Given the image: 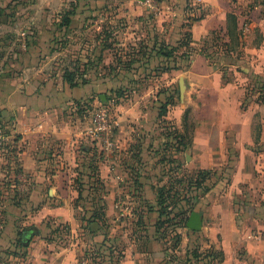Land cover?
<instances>
[{
  "label": "crops",
  "instance_id": "1",
  "mask_svg": "<svg viewBox=\"0 0 264 264\" xmlns=\"http://www.w3.org/2000/svg\"><path fill=\"white\" fill-rule=\"evenodd\" d=\"M65 1L33 0L46 8L41 17L35 11L38 17L33 14V20L42 23L45 11H55ZM137 1L141 4L131 6L126 0L128 14L130 8L149 7L150 0ZM83 3L72 22L97 15L87 8L94 7L91 0ZM186 4L198 8L189 12ZM156 5L161 8L158 17L179 26L201 14L189 18L186 46L191 51L185 65L175 55L174 65L161 67L156 75L159 85L173 91L164 113L158 115L156 106L164 99V89L158 93L151 87L141 93L132 89L128 96H116L111 148L87 132L90 106L96 105V98L103 99L104 84L136 83L135 63L126 74L120 69L109 76L90 69L76 73L67 46H10L16 50L14 57L0 59V126L6 135L0 152V264H83L82 253L90 243L102 254L99 264H199L184 259L194 238L200 248L218 252L212 264H264V101L256 98L252 76H264V27L258 44L244 46L246 57L239 54L235 64L222 66L208 61L199 48L212 30L223 35L219 30L224 29L229 0H156ZM177 34L175 39L180 40ZM91 50L97 54L96 46ZM152 58L150 54L149 62ZM163 59L166 65L168 59ZM66 67L74 72L76 84L64 79ZM190 114L192 123L187 121ZM184 132L188 143L177 148L173 136ZM164 152L180 166L184 163L188 172L199 168L213 172L204 182L206 188L192 198L190 211L198 212L200 228L193 230L184 223L175 256H167L171 246L154 231L153 206L144 216L139 246L128 236L114 237L113 227L111 236L103 235L106 221H114L119 211L116 196L139 192L154 201L159 183L152 178H157ZM138 181L136 190L133 184ZM92 207L103 213L101 219L87 223ZM57 223L67 228L61 243L50 235ZM30 225L36 231L23 243L22 231ZM85 228L93 229L94 235H86ZM115 245L121 247V255L103 259L104 248L111 246L113 251Z\"/></svg>",
  "mask_w": 264,
  "mask_h": 264
},
{
  "label": "rangeland",
  "instance_id": "2",
  "mask_svg": "<svg viewBox=\"0 0 264 264\" xmlns=\"http://www.w3.org/2000/svg\"><path fill=\"white\" fill-rule=\"evenodd\" d=\"M84 1L85 0H77L79 4H76L74 0H67L57 10H47L44 12L43 22L40 23L39 20L34 21L32 16L33 14L35 15V11H37L38 14L41 12L39 14V17H41L43 9H46L43 8L42 5L35 4L33 0H9L8 2L7 0H0V59L3 56H5L3 60L14 57L16 50L10 49V46L11 48L13 46H53L58 49L67 46L71 49L69 55L71 56L70 58H72L71 68L74 67V72L76 73L89 71L90 69L93 72H98V74L109 76L120 69L123 74H126L127 72H131V68H133L131 63H135L134 76L136 79L134 82L136 83H124L123 85L125 87L121 91L122 95L125 93L127 96L132 89L137 93H141L142 88L151 87L153 91L158 93L165 87L159 85L156 80V75L159 74L158 71H162L161 67H164L163 62L165 59L161 57V63L159 64V55L155 54L154 57L152 52L148 50L149 46H156L159 48L161 44L160 41H163L161 44L163 46H177L175 51L173 50L172 55L168 58L169 63L167 64H174L172 58H175V55L179 57L177 58L179 62L184 65L186 64L185 62L187 61L188 54L191 51L190 46L180 45V40L175 39V36H178L177 33H180L179 38H181L184 32L188 31L189 18L187 21H183V26H179L171 21L168 22V19L164 17H158L161 8H158V10L152 7H142L139 9L130 8L132 13L128 14L126 0H91L90 4L94 7L87 8L91 11L94 10L97 14L95 16L97 17H92L90 14L87 16V19L82 22L80 21L78 24L75 23V19H73V22L70 19L69 24H67L68 27L63 29L59 25H56L65 14H70L71 18L74 12L80 9V6L84 4ZM129 1L131 6H134L133 4H141V1ZM249 2H253L254 5L248 7L247 4ZM185 10L188 11L187 5ZM227 10H233L236 15L235 19L241 28L239 40L233 45L236 46L233 54L235 51H238L241 57H246L248 52L244 50V46L258 44L262 38L261 28L262 26L264 27V2L263 0H229ZM35 16L38 17V15ZM49 30L50 32H47ZM219 31L223 32L222 29ZM90 46H93V48L96 46L98 55L94 54L92 50L89 51ZM241 46L242 48L240 49ZM100 48H102V52H100ZM146 54L148 55L146 56ZM150 54L153 58L149 62L148 59L150 58ZM94 56H96L97 62H95ZM55 59L56 57H54V60ZM146 59L147 63L145 64L144 62ZM126 64L130 69L125 68L126 66L124 65ZM66 68L69 69V67ZM63 70L65 69L63 68ZM62 72L64 73V71ZM106 85L107 84L103 85L104 93L101 92L103 94V99L99 100V98H96V105L93 107L90 106L92 112V115H90L91 120H93V113L101 106L107 109L110 116L114 114V107L112 106L118 101V98L116 97L117 93L113 92L112 89L116 88L118 84L115 83L112 87ZM77 103V105H81L80 102ZM157 105L156 103V106ZM191 117V114L188 115L187 121L189 123H192ZM0 128L3 130V127L0 126ZM163 165L159 173L155 175L157 178H152V182L156 181L155 184H165L166 186L171 183V192H173L174 188H176L178 192L183 183L177 182L176 179L181 173L184 175L188 174L184 163L180 166L181 170L178 168L179 166L175 168V164L169 165V163H164ZM169 166L170 169L168 170L167 168ZM168 174H171V176H168ZM123 184L128 185V183H125V180ZM138 196V193L132 194L131 196L129 192L127 195L124 193L118 197L116 196L115 201H117L119 205V211L116 212L117 217L115 216V218H113L114 221H106L107 225L104 226L103 235L111 236L109 232H111L113 227L116 235H114V237L122 235L128 236L129 240L132 239L137 246L140 245V241L145 234V228L143 226L145 222L142 220L141 222L139 221L140 223H137L138 221L136 222V220H138V214L141 213L140 210H145V207L142 209V204H147V202L149 203L150 201L145 199L147 202L141 204ZM174 199L175 197L173 199H168V204L172 205V200ZM153 202H150V204H153ZM169 206L168 208H170V212L172 213L173 205L171 207ZM152 211L154 213V217L153 215L152 217L154 221L156 220L155 224L157 225L155 226L154 224V231L157 233L158 239L162 240L165 246L168 244L171 246L170 252L166 253L167 256H175V248L181 236L180 229H183L184 224L181 220L175 222L173 221L174 218H171L168 222H164L158 227L157 211L154 209ZM84 213L87 212H78L79 216ZM131 217L132 221L129 222L131 220L129 218ZM65 225L66 224L63 223H57L55 226L56 229L50 232L54 241L61 243L66 238L65 233L67 232V228ZM84 231L86 235H94L93 229L88 228L87 230V228H85ZM197 241L198 239L194 238L193 242L198 245L199 243ZM201 249H204V247ZM96 252L100 251L98 249L95 251L92 243L86 244L84 252L82 253V258H84L83 264H98L100 255ZM120 255L121 247L115 245L112 256L117 259ZM171 262H173V260H171Z\"/></svg>",
  "mask_w": 264,
  "mask_h": 264
},
{
  "label": "trees",
  "instance_id": "3",
  "mask_svg": "<svg viewBox=\"0 0 264 264\" xmlns=\"http://www.w3.org/2000/svg\"><path fill=\"white\" fill-rule=\"evenodd\" d=\"M186 5L188 6L189 12H193L198 8L197 5L194 6L193 5L191 6L189 4ZM247 5L248 7H252L254 3L249 2ZM200 16L201 14H193L189 16V18L197 19ZM235 18L236 15L234 14L233 10H228L226 12V21L224 25L223 35L221 36L218 31L212 30L210 34L204 38L203 43L200 46L199 50L206 56L208 61L213 63L223 64L222 66H225L226 64L229 63L232 64L236 63V59L239 56V52L235 51L234 53L235 55L233 54V51L236 47L233 45H235V43L238 42L237 40H239V36L241 34V28L239 27ZM70 19H71L70 14L67 15L65 14V16L62 17L61 21L59 23H56V25L57 26L59 25L62 29L67 28L68 27L67 24H69ZM188 41H189V31H185L183 37L180 38L179 44L186 45ZM160 43L162 44L163 41H160ZM161 44L159 48L156 46H149L148 50L149 52H152L153 55L154 54L161 55L166 59H168L172 55L173 50L175 51L177 46H165V45L163 46ZM173 65L174 64H166L164 65L163 68L166 69L172 67ZM124 66H126L125 68L130 69L127 66V64ZM63 74H64V79L68 82V84L70 85L76 84V82L73 81V76H74L73 71L64 70ZM252 76L254 78V81L257 83L256 91L258 92V95L256 96V98L259 101H264V76L255 73H253ZM124 87L125 86L123 85V83H119L116 88L112 89V91L117 93L116 95L118 96L121 94V91L122 89H124ZM163 93H164V99L158 100L159 103L157 106L160 108L158 111V115L164 113L165 105L173 101V94H172L173 91L169 90L168 88L166 89L164 88ZM184 120H185V115H184ZM173 137H177L176 139L177 148L179 147L184 148L188 143V135L185 132L183 134H175ZM165 148L166 147L163 146V149ZM165 154L166 153L164 152L159 158L160 167H162L164 163L166 164L169 163V165L175 164V168L179 166L178 168L180 169V161H177L175 160V158ZM167 169L169 170L170 166ZM212 173L213 172L211 170H206L201 168L195 171L188 172V174L186 175L181 173V175H179L176 180L179 183L182 182L183 187L181 186V189L178 192L176 188H174L173 192H171V188H172L171 183L168 186H166L165 184H158L155 187V196L153 202L154 205L152 203L150 204V202L148 203L147 200H145V198H142L139 192H134V194L138 193L139 195L138 198L140 199L141 204L147 202V204H142V209H144L145 207V210H140L142 214L141 213L138 214V218H137L138 220H136V222L138 221L137 223H140L142 220H144V216L146 215V213L152 210V205H153L154 210L157 211L158 227L161 226L164 222H168L169 219L171 218H174L173 221L175 222L181 220V222L184 224L188 212L192 209V198L196 195V193L194 192H196L197 190L201 191L206 188L207 184H205L204 182L212 175ZM168 176H171V174L170 175L168 174ZM138 183L139 181L133 184L134 189L136 190L139 187ZM174 197L175 199L172 200L173 203L172 206L171 204H168L169 203L168 199H173ZM167 205L168 206L170 205L169 207L171 206L173 207L172 208L173 214L170 212V208H168ZM102 213L103 212L101 208L95 209L94 207H92V209L88 212V215L86 216L85 220L87 221V223H89L90 221H93L95 219H101ZM155 226L157 225L155 224ZM199 248H200L199 244L197 245L193 241L190 242L186 247V256L184 255L185 256L184 259H187L189 261L190 258H193L196 261H201V263L199 264H212L211 262L212 259L219 256L217 251H212L207 248L204 249L201 248L199 249ZM104 249H107V252L103 253V259H111L110 255H112L113 252L111 246H106ZM96 253L100 255L99 260H101L102 259L101 252H96ZM104 256H106L107 258H104ZM82 260H84V258H82Z\"/></svg>",
  "mask_w": 264,
  "mask_h": 264
},
{
  "label": "built area",
  "instance_id": "4",
  "mask_svg": "<svg viewBox=\"0 0 264 264\" xmlns=\"http://www.w3.org/2000/svg\"><path fill=\"white\" fill-rule=\"evenodd\" d=\"M148 4L149 7L157 9L156 0H150ZM113 128L114 119L108 114L107 109L101 106L93 113V120H91L87 132L101 145L111 148L114 146ZM5 139L6 135L0 128V152L3 150Z\"/></svg>",
  "mask_w": 264,
  "mask_h": 264
},
{
  "label": "water",
  "instance_id": "5",
  "mask_svg": "<svg viewBox=\"0 0 264 264\" xmlns=\"http://www.w3.org/2000/svg\"><path fill=\"white\" fill-rule=\"evenodd\" d=\"M185 226L193 230L200 228V218H199V214L197 211L192 210L189 212L186 218V221H185ZM33 231H36V227L34 225L24 227L22 234H21L23 243L27 242L28 237Z\"/></svg>",
  "mask_w": 264,
  "mask_h": 264
}]
</instances>
